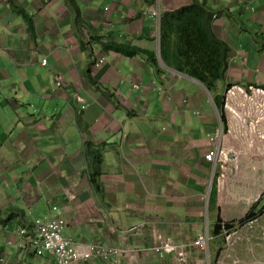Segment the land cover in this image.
Returning <instances> with one entry per match:
<instances>
[{"label":"crops","instance_id":"crops-1","mask_svg":"<svg viewBox=\"0 0 264 264\" xmlns=\"http://www.w3.org/2000/svg\"><path fill=\"white\" fill-rule=\"evenodd\" d=\"M190 1L76 0V20L66 0H0V209L24 213V223L0 221L8 264H57L19 246L17 232L52 205L65 236L133 248L127 264H173L142 248L158 235L180 242L206 228L218 264L215 224L233 228L250 214L258 223L236 246L237 264H264V0H200L228 45L217 87L225 127L212 92L159 62L158 23L144 12ZM100 41L153 51L160 67ZM100 53L105 61L94 67ZM86 142L98 154L86 153ZM213 147L219 155L208 162ZM138 224L141 237L126 232Z\"/></svg>","mask_w":264,"mask_h":264},{"label":"built area","instance_id":"built-area-1","mask_svg":"<svg viewBox=\"0 0 264 264\" xmlns=\"http://www.w3.org/2000/svg\"><path fill=\"white\" fill-rule=\"evenodd\" d=\"M144 12L158 23L160 12L157 6H148L144 9ZM105 58L104 53L98 54L92 65L94 67L101 65ZM41 63L46 64L47 58L42 57ZM60 80L61 74L58 73L55 76L56 84H60ZM186 100L185 96L183 101L186 102ZM218 155V148L213 147L204 152L203 158L208 162H214ZM230 159L233 160L235 157ZM257 223L258 217L252 215H246L239 226L233 228L228 226L227 223L219 221L223 243L216 254L218 264H227L228 262L237 264L240 261L235 253V248L241 241L250 239L249 231ZM65 225V217L60 214L56 205H52L48 216L34 217L27 228H17L20 236L19 246L24 249L30 248L36 256L48 253L55 258L57 264H97L99 261L102 264H127V256L133 253V248L126 246L106 245L99 241H75L64 235ZM126 232L132 236L141 237L144 233V225H135L127 229ZM262 233L264 234V226L262 227ZM211 239L212 236L207 228L202 234L191 238L186 237L185 240L180 242L168 235H158L156 241L144 246L142 250L155 256L159 261L170 256L173 264H211L209 256ZM134 251L137 252V249ZM0 264H8L7 254L3 252H0ZM10 264L20 263L13 262Z\"/></svg>","mask_w":264,"mask_h":264},{"label":"trees","instance_id":"trees-1","mask_svg":"<svg viewBox=\"0 0 264 264\" xmlns=\"http://www.w3.org/2000/svg\"><path fill=\"white\" fill-rule=\"evenodd\" d=\"M66 1L74 12L75 19L82 20L76 0ZM16 9L24 14L21 8L16 7ZM214 15L215 10L200 0H191L177 8L160 12L159 51L165 65L195 78L214 94V100L221 110V120L223 127H225L223 103L221 102L224 93L217 92V87L218 82L225 77L228 45L213 30L212 19ZM24 16L29 20L26 14ZM100 43L104 50L112 49L126 56L143 54L151 60L155 67H160L153 51L116 41H100ZM229 86L230 83H226L225 89ZM85 152L98 154V149L92 148L90 143L86 142ZM97 172L98 170L94 169L89 175L90 182L95 189H97L95 183ZM212 192L213 187L209 202L213 199ZM13 217L19 223H24V213L21 209L16 207L0 209V221L5 222ZM214 234H220L219 221L214 226Z\"/></svg>","mask_w":264,"mask_h":264},{"label":"water","instance_id":"water-1","mask_svg":"<svg viewBox=\"0 0 264 264\" xmlns=\"http://www.w3.org/2000/svg\"><path fill=\"white\" fill-rule=\"evenodd\" d=\"M159 27H160V23L158 21V37H157V43H158V53H157V58L159 60V62L165 66V63L163 62V60L161 59V56H160V44H159Z\"/></svg>","mask_w":264,"mask_h":264},{"label":"rangeland","instance_id":"rangeland-1","mask_svg":"<svg viewBox=\"0 0 264 264\" xmlns=\"http://www.w3.org/2000/svg\"><path fill=\"white\" fill-rule=\"evenodd\" d=\"M261 203H264V199L261 201ZM211 227V226H210ZM213 244V243H212ZM214 245V244H213ZM211 247V246H210Z\"/></svg>","mask_w":264,"mask_h":264}]
</instances>
